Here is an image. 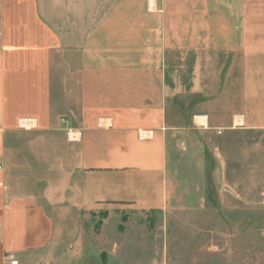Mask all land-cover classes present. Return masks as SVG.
Segmentation results:
<instances>
[{
    "label": "crops",
    "instance_id": "obj_1",
    "mask_svg": "<svg viewBox=\"0 0 264 264\" xmlns=\"http://www.w3.org/2000/svg\"><path fill=\"white\" fill-rule=\"evenodd\" d=\"M0 165V264H88L100 216L194 213V167L254 218L264 0H0Z\"/></svg>",
    "mask_w": 264,
    "mask_h": 264
},
{
    "label": "rangeland",
    "instance_id": "obj_2",
    "mask_svg": "<svg viewBox=\"0 0 264 264\" xmlns=\"http://www.w3.org/2000/svg\"><path fill=\"white\" fill-rule=\"evenodd\" d=\"M16 87V102L26 108L22 103L34 95L28 93L32 84L21 79ZM195 172L200 174L196 167L180 170L189 190L185 203L194 213L170 211L167 217L132 213L107 222L100 216L93 223L96 248L91 246L84 254L87 263L102 262L99 250L106 264H264V207L256 209L254 218L233 217L232 204L221 205L212 179L205 195L206 178ZM194 180L201 183L205 198L201 202Z\"/></svg>",
    "mask_w": 264,
    "mask_h": 264
},
{
    "label": "built area",
    "instance_id": "obj_3",
    "mask_svg": "<svg viewBox=\"0 0 264 264\" xmlns=\"http://www.w3.org/2000/svg\"><path fill=\"white\" fill-rule=\"evenodd\" d=\"M68 136H69L70 139L76 140L77 138L81 137V134L78 133V136H77V134H73V135H72V133L69 131V132H68ZM1 169H2V167H1V165H0V170H1ZM9 260L11 261V264H19V262L15 259V257H14L13 255H11V256L9 257Z\"/></svg>",
    "mask_w": 264,
    "mask_h": 264
}]
</instances>
